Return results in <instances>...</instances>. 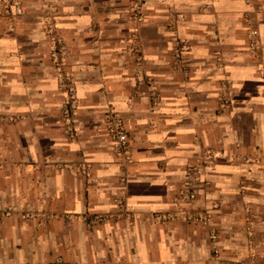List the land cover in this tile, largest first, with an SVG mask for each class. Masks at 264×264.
Returning <instances> with one entry per match:
<instances>
[{"label": "crops", "instance_id": "0c3cea01", "mask_svg": "<svg viewBox=\"0 0 264 264\" xmlns=\"http://www.w3.org/2000/svg\"><path fill=\"white\" fill-rule=\"evenodd\" d=\"M0 264H264V0H0Z\"/></svg>", "mask_w": 264, "mask_h": 264}, {"label": "built area", "instance_id": "2783aa9c", "mask_svg": "<svg viewBox=\"0 0 264 264\" xmlns=\"http://www.w3.org/2000/svg\"><path fill=\"white\" fill-rule=\"evenodd\" d=\"M15 12L20 14L23 13L24 9L19 1L14 3ZM257 33L256 31L254 32ZM255 42V40H254ZM77 97H76V89L75 87L71 86L68 88V95L65 102L64 113L66 118L69 122L72 121V114L73 109L75 107ZM118 141H119V148H124L127 143V135L124 132H118ZM209 160L211 161L214 157L213 154L209 153L208 156ZM206 165L201 164H194L191 165L186 171V180L183 184L181 189V198L184 203H190L193 199L197 197L198 191L196 188V183L202 181L205 176ZM168 218H171L169 215Z\"/></svg>", "mask_w": 264, "mask_h": 264}, {"label": "rangeland", "instance_id": "374dc122", "mask_svg": "<svg viewBox=\"0 0 264 264\" xmlns=\"http://www.w3.org/2000/svg\"><path fill=\"white\" fill-rule=\"evenodd\" d=\"M181 196H182V195H181ZM193 200H194V199H193ZM193 200H192V201H193ZM192 201H191V202H192ZM191 202H190V203H191Z\"/></svg>", "mask_w": 264, "mask_h": 264}]
</instances>
